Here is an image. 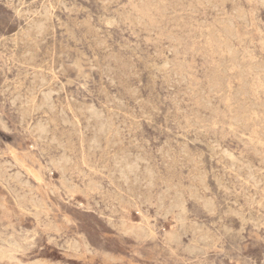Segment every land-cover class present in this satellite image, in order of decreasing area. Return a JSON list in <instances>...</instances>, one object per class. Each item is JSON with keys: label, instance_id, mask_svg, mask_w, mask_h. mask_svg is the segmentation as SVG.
I'll return each instance as SVG.
<instances>
[{"label": "rangeland", "instance_id": "rangeland-1", "mask_svg": "<svg viewBox=\"0 0 264 264\" xmlns=\"http://www.w3.org/2000/svg\"><path fill=\"white\" fill-rule=\"evenodd\" d=\"M0 264H264V0H0Z\"/></svg>", "mask_w": 264, "mask_h": 264}, {"label": "bare ground", "instance_id": "bare-ground-1", "mask_svg": "<svg viewBox=\"0 0 264 264\" xmlns=\"http://www.w3.org/2000/svg\"><path fill=\"white\" fill-rule=\"evenodd\" d=\"M34 20V19H33ZM227 33H229V32H227ZM41 34V33H40ZM182 45V44H181ZM32 62V61H31ZM217 62V61H216ZM106 95V94H105ZM117 101V100H116ZM256 104V103H255ZM257 112V111H256ZM103 113V112H102ZM250 115V114H249ZM137 117V116H136ZM253 117V116H252ZM136 119V118H135ZM191 121V120H190ZM117 133V132H116ZM226 154V153H225ZM262 170V169H261ZM243 174V173H242ZM236 175V174H235ZM174 189H177V187L176 188H174ZM189 189V188H188ZM187 190V189H186ZM178 191V190H177ZM247 191V190H246ZM165 193V192H164ZM180 193V192H179ZM255 193V192H254ZM258 193V192H257ZM176 196V195H175ZM181 197V196H180ZM209 199V198H208ZM160 200V199H159ZM166 200H167V198H166ZM170 200V199H169ZM162 201V200H161ZM170 209V208H169ZM124 222H126V221H124Z\"/></svg>", "mask_w": 264, "mask_h": 264}]
</instances>
